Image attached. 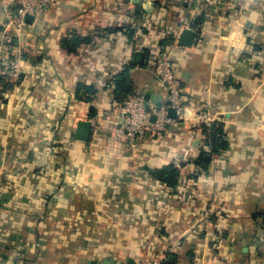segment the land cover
Returning <instances> with one entry per match:
<instances>
[{"label":"crops","instance_id":"crops-1","mask_svg":"<svg viewBox=\"0 0 264 264\" xmlns=\"http://www.w3.org/2000/svg\"><path fill=\"white\" fill-rule=\"evenodd\" d=\"M157 1L51 0L8 44L16 6L0 0V82L5 56L23 53L8 74L20 82L0 83V264H264V0ZM185 28L191 46L178 44ZM76 34L90 40L70 52L62 39ZM172 35L186 110L132 147L114 81L166 105L153 62ZM206 109L224 123L218 153L196 118ZM81 119L90 140L58 146L59 124L74 133ZM169 163L176 187L153 176Z\"/></svg>","mask_w":264,"mask_h":264},{"label":"built area","instance_id":"built-area-1","mask_svg":"<svg viewBox=\"0 0 264 264\" xmlns=\"http://www.w3.org/2000/svg\"><path fill=\"white\" fill-rule=\"evenodd\" d=\"M51 0H14L16 6L15 15L8 20L6 26V37L14 36L21 43L29 24L27 15H36L50 4ZM210 5L219 6L223 0H197ZM13 32V33H12ZM153 68L154 75L167 89L168 103L161 104L156 100L146 98L142 91L131 92L123 100L115 102L113 111L118 118L123 137L128 140L130 146L134 147L139 140L147 136H158L169 130L175 124L176 119L170 116L169 108L176 110V114L183 115L186 110L184 104V88L180 78L177 76L174 66L172 50H159ZM23 53L15 52L13 58L5 56L2 72L5 74L17 75L20 71V62ZM200 123L212 124L215 122V115L205 110L196 117ZM119 264H130L121 262ZM135 264H164V257H153L148 260L138 261Z\"/></svg>","mask_w":264,"mask_h":264},{"label":"trees","instance_id":"trees-1","mask_svg":"<svg viewBox=\"0 0 264 264\" xmlns=\"http://www.w3.org/2000/svg\"><path fill=\"white\" fill-rule=\"evenodd\" d=\"M161 0L157 1L156 3H160ZM175 36H168L165 37L164 40H162V42L160 43L161 46L158 49L159 50H166L169 49L174 43H175ZM90 40L89 37H83L81 35H74L71 38L68 37H64L62 39V45L65 49H67L68 51H76V49L79 47L80 44L84 43V42H88ZM17 42L16 37L11 36L9 38V40L7 41V43L9 44H15ZM158 53V52H157ZM156 53V57L157 54ZM156 59H154L153 62V67L155 65ZM132 64V63H131ZM131 67L130 65H128V68ZM3 73V72H2ZM2 78H1V89H8L9 86H13L14 84H17L18 82H20V80H16L14 79V76H9L8 74H1ZM23 77V75H22ZM114 85H115V98L114 102H118L123 100L129 93L126 90V85L124 84V82L122 80H115L114 81ZM83 85H81L80 87H82ZM11 88V87H9ZM79 91V89H78ZM77 91L76 97L78 99L81 98L79 92ZM64 114H59V117L61 118ZM60 124L59 126L56 128L57 130H54V137L56 139H58L57 143L58 146H62L63 148H67L70 145V142L73 141V133L72 132H68L65 135H63V131L61 132L60 129ZM199 127L203 130V133L205 135L206 138V144L212 149V153L213 152H221L223 151L228 143L224 138L225 135V129H224V123H221L219 121H216L212 124H207V123H199ZM163 136L162 134L158 135V137ZM143 140V139H142ZM65 150H62L60 152H58V155L60 156V158L65 157ZM207 152L203 153L200 156V163H202L205 167L208 165L210 159L206 158L205 154ZM60 165H63V163L60 162ZM60 167V166H59ZM46 173V172H45ZM44 173V174H45ZM154 178L160 180L161 182H163L164 184L170 186V187H176L178 185V180L180 177V167H178L175 163H169L166 165H163L161 167H158L155 169L154 174H153ZM158 256V255H157ZM156 257V256H154ZM153 257L150 258H145V260L151 259ZM130 264H135V263H130ZM164 264H171L168 260V258L164 257Z\"/></svg>","mask_w":264,"mask_h":264},{"label":"water","instance_id":"water-1","mask_svg":"<svg viewBox=\"0 0 264 264\" xmlns=\"http://www.w3.org/2000/svg\"><path fill=\"white\" fill-rule=\"evenodd\" d=\"M35 18L34 15H27V22H32ZM195 36V32L191 28H185L178 40V44L182 46H191L193 43V39ZM150 94H147L146 98L149 99ZM153 97V96H152ZM173 112V113H172ZM175 109L171 108L170 116H174ZM92 134V122L89 119H81L77 122L76 128L74 130V138L80 141H89ZM107 264H116V261L112 262L108 261Z\"/></svg>","mask_w":264,"mask_h":264},{"label":"rangeland","instance_id":"rangeland-1","mask_svg":"<svg viewBox=\"0 0 264 264\" xmlns=\"http://www.w3.org/2000/svg\"><path fill=\"white\" fill-rule=\"evenodd\" d=\"M73 139H75V138H74V133H73Z\"/></svg>","mask_w":264,"mask_h":264}]
</instances>
